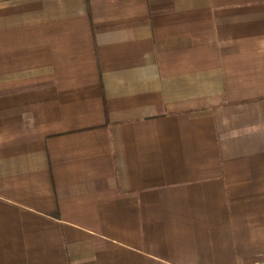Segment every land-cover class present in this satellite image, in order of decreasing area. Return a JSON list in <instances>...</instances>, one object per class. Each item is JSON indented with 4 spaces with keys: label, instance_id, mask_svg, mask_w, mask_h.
<instances>
[{
    "label": "crops",
    "instance_id": "obj_1",
    "mask_svg": "<svg viewBox=\"0 0 264 264\" xmlns=\"http://www.w3.org/2000/svg\"><path fill=\"white\" fill-rule=\"evenodd\" d=\"M264 261V0H0V264Z\"/></svg>",
    "mask_w": 264,
    "mask_h": 264
},
{
    "label": "built area",
    "instance_id": "obj_2",
    "mask_svg": "<svg viewBox=\"0 0 264 264\" xmlns=\"http://www.w3.org/2000/svg\"><path fill=\"white\" fill-rule=\"evenodd\" d=\"M255 264H264V261L255 262Z\"/></svg>",
    "mask_w": 264,
    "mask_h": 264
}]
</instances>
